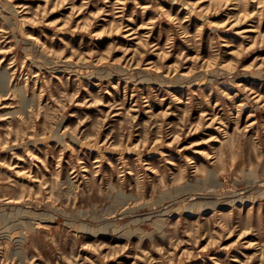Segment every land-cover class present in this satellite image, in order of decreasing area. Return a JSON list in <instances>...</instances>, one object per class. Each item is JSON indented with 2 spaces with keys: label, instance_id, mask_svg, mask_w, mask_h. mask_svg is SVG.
Instances as JSON below:
<instances>
[{
  "label": "rangeland",
  "instance_id": "obj_1",
  "mask_svg": "<svg viewBox=\"0 0 264 264\" xmlns=\"http://www.w3.org/2000/svg\"><path fill=\"white\" fill-rule=\"evenodd\" d=\"M0 72V264H264V0H0Z\"/></svg>",
  "mask_w": 264,
  "mask_h": 264
},
{
  "label": "bare ground",
  "instance_id": "obj_2",
  "mask_svg": "<svg viewBox=\"0 0 264 264\" xmlns=\"http://www.w3.org/2000/svg\"><path fill=\"white\" fill-rule=\"evenodd\" d=\"M198 12V11H197ZM66 67V66H65ZM64 67V68H65ZM69 68V67H68ZM0 76L2 77V76H6V73L5 72H0ZM139 76V75H138ZM186 83V82H185ZM161 211V210H160ZM6 237H8V236H6ZM20 252V251H19Z\"/></svg>",
  "mask_w": 264,
  "mask_h": 264
}]
</instances>
